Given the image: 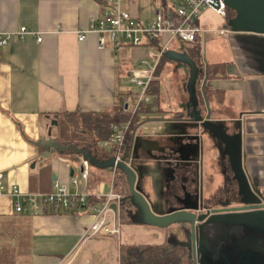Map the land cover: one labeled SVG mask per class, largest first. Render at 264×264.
I'll return each mask as SVG.
<instances>
[{"label":"crops","instance_id":"0c3cea01","mask_svg":"<svg viewBox=\"0 0 264 264\" xmlns=\"http://www.w3.org/2000/svg\"><path fill=\"white\" fill-rule=\"evenodd\" d=\"M121 7L142 22H149L157 12L170 8L166 0H122ZM102 12L100 0H0L1 32L26 27L35 33L15 39L0 50V174L3 182L18 186L23 193L45 194L52 192L53 183L57 180L66 185L71 194L83 191L88 195L84 206H73L54 214L45 210L36 215L16 213L13 209L15 199L0 196V264H111L112 252L84 249L91 244L97 245L98 241L94 240H106L115 235L99 234L84 239V233L93 221L88 206H100L102 196L113 186V171L96 169L87 164V180L81 181L79 188L75 187L70 178L82 172V158L67 151L57 153L40 140H49L47 132L52 130L51 136L64 145L66 138L60 136V130L69 127L66 115L111 117L115 112L131 114V102L125 97L123 83L126 79L131 82L135 73L142 76V81H146L144 77L152 72L149 85L156 80L158 94L155 98L147 95L148 101L143 103L147 112L139 115L141 120L137 125V134L143 139L144 150L139 148L136 154L141 158L150 155L147 150L152 155L156 154V143L159 148L163 147L178 129V126L171 124V120L177 114L184 117L180 104L187 100L185 83L181 81L175 89L174 102L178 106L175 111L171 103L166 101L167 98L160 101V81L154 76L157 68L147 67L150 60L158 63L168 61L157 56V45L145 43L136 48L126 46L117 52L108 42L100 48L95 35L91 33L82 42L78 41L76 33L86 30L90 20ZM198 26L204 32L198 34L196 42L189 46L176 45L175 51L188 52L194 46L199 47L200 51V35L205 39L210 33L225 36L230 32L225 25L219 29L207 28L202 20L198 21ZM37 36L41 37L40 42H37ZM259 39L230 32L227 44L232 57L223 58L224 54L211 51L206 55L210 60L204 61L209 65L224 63L225 73L230 63H236L237 71L233 72V76L226 74V78L245 83L243 86L236 84L242 87L238 89L240 97L246 95L243 101L240 99L241 116H228L224 103L226 89L215 88L210 81L209 85L214 90L224 92L222 103L211 100V118L227 122H243L247 117L254 119L246 124L251 129L249 135L242 127L243 148L246 158H255L257 161L264 159V41ZM183 76L186 80V76ZM77 130L81 131L80 128ZM104 143L97 141L93 146L96 145L98 151L108 148L102 146ZM45 148H48L47 152ZM46 154L49 156L42 157ZM217 157L215 155L210 159L212 165ZM164 159L159 158L160 165L171 163ZM154 165L153 161L147 165L152 169V173H147L153 176L160 195L158 184L171 183L170 190L174 181L158 173ZM212 174L217 182V169L204 175L200 170L199 181L208 186L204 187L206 192L214 190V184L208 182ZM147 199L157 213H166L160 199L155 203L150 200V196ZM120 221L137 226L132 225L122 214ZM137 227L132 229L145 236L147 242L132 246L167 247L168 231L150 226ZM119 235L116 236L118 240ZM151 235L154 239L148 240L147 236ZM116 261V264H120V255Z\"/></svg>","mask_w":264,"mask_h":264},{"label":"water","instance_id":"95a60500","mask_svg":"<svg viewBox=\"0 0 264 264\" xmlns=\"http://www.w3.org/2000/svg\"><path fill=\"white\" fill-rule=\"evenodd\" d=\"M220 1L226 8L224 25L231 33H241L260 38L264 41V0ZM162 57L177 64V68L186 76L184 87L187 93V100L180 104V110L181 113H184V117H181L183 116L181 114H177L176 118L171 120V124L176 125V127L181 124L191 125L196 130V133L190 134L177 129L170 135L163 147L159 148L157 143L156 147L160 150H165V148H171L174 142L186 143L187 146H191V152L197 151V157L193 161L199 162L202 136H208L213 141L218 156L225 157L231 165L234 180L237 183L236 195L238 204H241L243 207L241 211L238 209H225L220 212L212 211L211 214L213 216L205 222L212 225L215 229L218 227L230 229L234 226L246 229L251 225L257 224L261 232L264 233V212L250 211L259 207L260 201L258 199H260V195L253 190V185L249 182L242 169V159L245 157L242 121L227 122L211 118L212 110L204 94V88L207 83L205 62L203 68L199 67L186 51L168 50L162 53ZM201 75H203V78H201ZM199 93L201 97L198 95ZM234 122L238 125L237 127L234 126ZM137 131L138 128L131 133L130 143L128 144L129 152L122 160L117 162L114 157L101 161L96 155H92L90 151L84 148L74 145H61L51 136V131L47 132L49 140L44 141L42 138L40 140L41 143L49 145L57 153L73 151L75 155L81 157L83 161L80 167L81 171L84 169V163H87L96 169L107 170L115 168V170L124 173L129 187V195L121 199L119 213L124 215L134 225L150 226L166 231L170 230L179 239L181 238L179 234H184L186 240L189 241L190 238L186 237V234L189 233L192 239V246H186L187 250L191 251L186 256V264H189L190 260L191 264H195L194 232L196 229L201 228V223L205 216L196 215V211L199 210L197 205L194 207L186 206L180 209H170L166 213L159 214L152 208L151 202L142 192L134 188V170L131 169L130 163L139 162L145 166V158H141L136 154L143 143V139L139 137ZM45 149L47 152L48 148ZM44 156L48 157L49 155H42V157ZM110 209L114 214H117L116 204L112 203ZM167 244L171 245L169 242ZM180 246L182 247L183 245ZM252 252L255 251L250 249L244 252V254L250 256L254 254ZM205 259V256L203 260L201 258L199 264H205ZM182 264H185V257H183Z\"/></svg>","mask_w":264,"mask_h":264},{"label":"built area","instance_id":"2783aa9c","mask_svg":"<svg viewBox=\"0 0 264 264\" xmlns=\"http://www.w3.org/2000/svg\"><path fill=\"white\" fill-rule=\"evenodd\" d=\"M122 0H100L103 12L90 20L86 30L77 32L79 42H82L87 34L95 35L98 46L101 48L105 42L111 44L115 51L123 47H141L145 43H154L157 45L158 57L168 50H174L176 45L189 46L196 42L198 34L203 33L198 26V20L202 11L206 8L211 9L220 17H225V6L220 0H173L169 9L164 12H157L154 18L149 22H142L128 11L121 7ZM224 31H221L223 33ZM35 34L28 31L26 27H21L17 31H0V50L15 39H22L25 35ZM37 42L41 37H36ZM142 76L138 73L133 74L131 82L136 85L140 91L133 112L139 107L141 102H147L146 95L149 82L152 78L150 72L142 81ZM112 133L110 139L106 141L103 147H113L115 161L122 160L129 152L127 136L130 129V122L127 121L120 126H111ZM113 173L115 168L111 169ZM88 177L87 163H84V169L79 176H72L70 182L75 187H80L81 181H86ZM0 196H8L15 199L13 209L16 213H27L36 215L42 211L53 209L56 212L65 211L73 206L80 207L86 203L88 195L83 192L71 194L66 185L55 181L50 193L34 194L23 193L18 186L5 184L3 176L0 174ZM100 206L90 205L88 209L93 214V221L84 233V239H89L99 234L115 235L120 233V205L121 197L114 192L113 187L102 196ZM116 204L117 214L110 209L111 204ZM111 215V221L108 215Z\"/></svg>","mask_w":264,"mask_h":264},{"label":"flooded vegetation","instance_id":"af4514ba","mask_svg":"<svg viewBox=\"0 0 264 264\" xmlns=\"http://www.w3.org/2000/svg\"><path fill=\"white\" fill-rule=\"evenodd\" d=\"M234 126L237 127L238 125L234 122ZM143 144L140 150L144 148ZM190 147L186 143L177 141L173 143L171 148L157 149L155 156L147 150L150 157H145L144 164L146 167L153 161L155 162L154 168L158 170L161 166L159 158H165L167 161L174 163V171L169 172L167 175L174 181L173 188H171V193V189L164 193L167 195L164 206L169 211L170 209L197 205L199 210L196 211V215L205 216L201 228L196 229L194 232L195 264H199V260L201 258L203 260L204 256L206 257L205 264H264V233L261 232L257 224L246 229L239 226L230 229L223 227L215 229L205 222L213 216L212 211L220 212L225 209H238L241 211L243 206L238 204L237 183L234 180V174L227 159L217 157L214 165L217 168L218 181L216 182L213 176H210L208 182L214 184V190L206 192V188L203 190L204 188L200 187V184H203L199 181L200 161H193L197 157V151L191 152ZM242 169L253 185V190L260 195V199H258L260 201L259 207L250 211L264 212V159L257 161L255 158H246L245 156L242 159ZM179 235L180 239L168 230L167 242L171 245H166L170 249L183 252L186 264V256L191 252L187 250L186 246H192V239L189 233L186 234V237L190 238L189 241L186 240L184 234ZM250 249L255 251L252 252L254 254L246 256L244 252ZM199 252L200 256L198 257ZM189 264H191V260Z\"/></svg>","mask_w":264,"mask_h":264},{"label":"rangeland","instance_id":"374dc122","mask_svg":"<svg viewBox=\"0 0 264 264\" xmlns=\"http://www.w3.org/2000/svg\"><path fill=\"white\" fill-rule=\"evenodd\" d=\"M143 2V0H142ZM147 2H149V0H147ZM166 3H168L169 6L172 5L173 0H166ZM142 19V18H141ZM199 20L204 21L207 24V28L209 27L210 29H219L222 28L223 25L225 24V18L224 17H220L219 15H217L215 12H213L211 9L206 8L202 11ZM198 20V21H199ZM230 32H227V34L225 36L222 35H218L217 33H210L206 35V38L203 39V35H200V45H201V50H200V54H201V58L203 60V62L206 60H210L206 57V55L209 52H213V53H220L221 55L224 54L223 58H228V57H232V55L230 54V47L227 44V38L229 36ZM240 37V36H239ZM224 52V53H223ZM158 64V66H157ZM148 68H153L156 67L157 70L155 72V79H157L158 81H160V88L158 86V89L160 91V101L165 98L166 101L168 103H171L170 105H172L176 110H178V106L177 104L174 102L176 101V97H175V89H177V85L183 81V84L186 83V80L184 79L183 76V72L180 71L177 68V64L173 63V62H168V61H164L162 60V62L158 63V62H154L152 60H150L148 62L147 65ZM236 63H230V66H228L227 70H226V74L233 76V72H236ZM235 81V83L233 82ZM151 84V83H150ZM182 84V85H183ZM211 84L215 87V88H225L226 89V102L225 103V107H226V113L228 114V116L230 118H239L241 116V105H240V99L241 101H243L246 98V95H239V90L238 89H242V87L239 86H243L245 85L244 82H242V80H238V79H228V78H224V79H215L212 80ZM236 84H238L239 86H237ZM126 91L125 94L128 99H129V103L131 102V116L138 110V108L136 109V111L133 112V109L135 107V103L137 101L138 97V93L140 91V89L134 85L133 83L130 82V79H126V81L123 83ZM181 85V86H182ZM147 95V93H146ZM135 97V98H134ZM159 97V98H160ZM134 98V99H133ZM158 98V96H157ZM162 102V101H161ZM144 102H141L139 105V108L144 105ZM175 103V104H174ZM161 104V103H160ZM147 108L148 104H147ZM138 120L139 119L138 117ZM254 119L247 117L244 118L243 122H242V126L243 130L246 132V135H249L251 133V129L249 127L246 126L247 123L252 122ZM141 127V126H140ZM139 128V127H138ZM178 129L183 131H186V133H196V130L193 128V126L191 125H186V124H181L178 125ZM185 129V130H184ZM52 131V130H51ZM206 137V138H205ZM207 139V140H206ZM215 155H218L217 150L214 148V144L213 141L206 135L202 136V142L200 144V168H201V172L204 175V173H209L212 172V169L216 170V166L213 164L212 162H210L211 158L214 157ZM208 164V166H207ZM131 169L134 170V178H133V185L134 188L139 189L140 192H142V194L147 198V196H150V200L152 202H156V200L160 199L162 204L166 203V197L165 195H163V191H165V193H167V191H169L170 188V184L166 182L164 185H159L160 188V195L158 194V190L157 188H155L156 183L153 181V176L148 175V171L150 173H152V169L151 166H143L141 165V163L139 162H131ZM207 166V167H206ZM150 167V168H149ZM175 169V165L174 163H164L161 166H159V169L157 170L158 173H161L162 175H168V173L173 172ZM156 170H154L155 172ZM214 174H212L213 176ZM145 176L147 178H145ZM170 177V176H169ZM201 188H208V186L203 184H200ZM205 190V189H203ZM172 192V189L170 190V193ZM164 212H167L168 210L166 209V207L164 206ZM121 212V211H120ZM121 216V214H120ZM111 219V215H108V220L110 221ZM134 225V224H132ZM137 226H141V225H137ZM137 226H131L125 223H120V228H121V233L119 235V240L116 238V236H110L111 238H107L106 240H94L95 242L98 241V244H91L89 245L86 249V251L88 250H98L100 252H112V258L110 259L111 264H116V260L118 255H120L121 258V254L123 253V249L128 247L127 245H130V247L134 244L140 243V242H147L146 237L138 234L137 231L133 230L132 227L138 228ZM141 229V228H139ZM148 240H152L154 239V236H147ZM120 245V246H119ZM122 245V246H121ZM95 248V249H94ZM177 253H182L180 250L175 249Z\"/></svg>","mask_w":264,"mask_h":264},{"label":"trees","instance_id":"16d2710c","mask_svg":"<svg viewBox=\"0 0 264 264\" xmlns=\"http://www.w3.org/2000/svg\"><path fill=\"white\" fill-rule=\"evenodd\" d=\"M187 53L193 60L196 61L199 67L203 68L204 62L201 59L199 47L194 46ZM206 71L207 83L204 88L205 98L207 99L209 105L211 100L222 103L224 101V92L214 90L209 85V82L215 79L226 78L225 64H206ZM201 78H203V75H201ZM157 83L158 82L156 80H153L147 89V95L151 98H155L154 96L158 94ZM198 95L200 96V93ZM144 106L145 105H142L132 116L130 114H120L118 112L113 113L111 117L106 115L94 117L89 114L66 115L65 118L69 127L65 130H60V136H65L66 138V143L64 145H74L79 148H84L90 151L92 155H96L101 161L107 160L114 157V148H102L98 151V147L96 145L93 146V144L97 141H108L111 136V126H120L127 121L130 122V129L127 136V144H129L131 133L133 130L138 128L137 125L139 123V115L147 112ZM77 128H80L81 131L77 130ZM67 152L74 153L73 151ZM112 187L114 192L120 195L121 199H124L129 195V187L126 176L119 170H115L114 172ZM55 212L56 211L53 209L48 211L49 214H54ZM175 251V249H170L169 247L162 245L126 247L123 249V253L121 254L120 264H182L184 253H177Z\"/></svg>","mask_w":264,"mask_h":264}]
</instances>
